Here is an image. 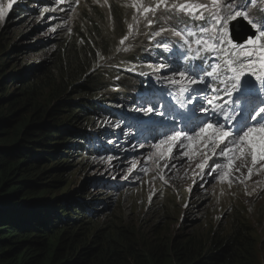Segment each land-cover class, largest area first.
I'll return each instance as SVG.
<instances>
[{
	"label": "rangeland",
	"instance_id": "obj_1",
	"mask_svg": "<svg viewBox=\"0 0 264 264\" xmlns=\"http://www.w3.org/2000/svg\"><path fill=\"white\" fill-rule=\"evenodd\" d=\"M40 1L51 4H46L48 8L38 4ZM137 1L77 0L76 10L73 9L74 12L68 14L62 1L15 0L12 8L0 18V85L3 82L1 76L7 78L4 89L0 87V96L3 90L10 95L21 96L25 90L30 92L33 88L35 93L30 102L34 106L43 107L49 112L63 111L58 114L60 124L68 123L79 130L88 128L84 119H79L78 124L72 125L79 118L76 104L98 98V86L95 84L99 85V81L96 78L89 81L85 73L95 62L103 64L107 60L105 55L119 50L120 41L126 36L132 38L138 28L143 26L144 15L150 13L143 12L142 8L138 10L132 7ZM147 1L152 6L156 3L155 0ZM9 2L10 0H0V7L7 8ZM262 2L264 0H258V4ZM129 8L133 10L131 16L137 18V24L133 20L131 28L125 27L123 22V19L130 18L128 15L121 19L115 16ZM162 10L163 8L157 11ZM167 13L168 16H153L154 24L156 20L172 24V11ZM114 16L115 21L112 20L109 24L108 17ZM178 16L185 18L184 23L188 27H182L184 37L172 35L176 39L174 46L179 41L183 42L189 27L194 31L200 26L196 25L197 21H190L186 14L178 13ZM102 25L99 32V26ZM104 26L110 30L105 32ZM121 35L123 37L120 40ZM186 38L195 40V37ZM103 40L105 41L102 42ZM91 43L98 47V55L95 57L88 54ZM194 44L193 42L192 47ZM129 53L127 57L132 56L134 51ZM147 55L148 51L140 53L136 59L142 62L145 59L139 60L138 57ZM124 62L128 63V60ZM99 72L101 75L110 74L112 69L104 64L100 66ZM102 83L105 84V81ZM26 98L27 95L25 102ZM68 103L73 107L68 108ZM223 121L224 119L220 120L221 123ZM74 142L78 144L77 140L71 143ZM148 146L137 155L141 158L138 163H142L139 171L149 166L143 164L152 156L153 147L151 143ZM176 158L181 156L177 155L171 160L173 162L166 158L162 162L159 160V163H153L152 172L146 175L148 179L145 181L144 178H129L126 163L119 164L114 160L93 161L89 158L79 161L72 159L70 166L73 170L67 174L70 189L83 190L84 194L103 198L112 205L99 221H94L91 232L101 234L99 231L105 232L111 227H116L119 231L123 227L127 228L132 234H128V248L142 253L149 249L165 250V246L174 240L182 244L195 242L205 246L215 239L229 238L239 243L243 249H252V264H264V170L249 177L247 169H244L245 176L236 182L231 181L229 186V181L203 180L197 167V164L203 162L202 159L180 163L174 161ZM166 164H170V167L163 172ZM98 165H108L109 170L115 172L118 181H128L133 184L132 189L138 185L137 188L117 195L102 192L97 195L95 192L99 190L94 191L90 187V180L91 174L97 172ZM208 173L212 175L210 171ZM139 181L144 183L139 185ZM202 184L204 187H200ZM207 184L218 185L207 189ZM108 203L101 204L100 209L104 207V211L109 208Z\"/></svg>",
	"mask_w": 264,
	"mask_h": 264
},
{
	"label": "trees",
	"instance_id": "obj_2",
	"mask_svg": "<svg viewBox=\"0 0 264 264\" xmlns=\"http://www.w3.org/2000/svg\"><path fill=\"white\" fill-rule=\"evenodd\" d=\"M90 45L89 56H97L98 47ZM91 68L85 76L89 81L96 76L99 85L92 84L99 90L103 75ZM1 77L4 89L7 78ZM34 93L33 88L21 96L3 90L0 96V264L253 263L252 249H243L229 238L205 246L174 240L165 250L142 253L128 248L131 230L127 228L91 232L93 223L84 211L86 194L71 190L67 177L73 170L76 144L71 142L79 139L81 131L74 133L68 123H58L63 111L34 106L30 102ZM92 101L76 104L79 118L72 125L87 115Z\"/></svg>",
	"mask_w": 264,
	"mask_h": 264
},
{
	"label": "snow or ice",
	"instance_id": "obj_3",
	"mask_svg": "<svg viewBox=\"0 0 264 264\" xmlns=\"http://www.w3.org/2000/svg\"><path fill=\"white\" fill-rule=\"evenodd\" d=\"M14 2L15 0H10L7 8L0 7V18L6 15ZM132 7L138 10L142 8L143 12L152 15L163 8L165 11L186 14L193 21L203 22L197 31L187 30L186 37H195V40L190 41L185 37L184 50L175 55L177 59L188 62L178 64L172 69L171 75L179 79L168 80L171 85H180L181 96L187 94L185 101L179 102V108L185 109V112L176 114L173 111V118L179 119L185 128L188 124L193 127L187 131L165 134V138L155 145L158 158L172 159L177 155L191 158L199 155L203 162L197 164V167L202 172L206 167L213 173L219 171L221 180L230 177L237 160L243 161L240 167L247 168L249 177L264 170V2L258 4V0H183L180 3H168V0H156L154 6L133 4ZM252 9H257L258 17L252 15ZM151 23L149 20V24ZM243 26L252 31L240 42L236 40V29ZM169 31L172 35L184 37V33L179 30L165 28L156 31L154 35L162 37L163 33ZM127 39V36L124 37L120 43L123 45ZM193 42L198 46L196 56L189 57L187 53L192 50ZM156 47L171 51L168 42L163 40L157 42ZM201 53H216L220 62L211 64L208 68L203 63H192L197 58L201 61L206 59ZM164 67L161 64L155 70L159 71ZM140 75L146 73L141 72ZM207 78H212L211 82ZM209 90L215 95L209 96ZM221 92L227 100L217 103V100H223L219 95ZM194 100L202 102L198 108L194 106L187 109L186 103ZM144 104L146 106L134 110L145 113L156 111L157 104L151 99H146ZM197 111L209 115L201 120L196 116ZM159 115L164 116L165 113L161 111ZM220 116L224 117L225 123L220 122ZM179 149L183 151H174ZM209 151L211 156L208 155ZM217 155L225 158L226 163L213 160L209 166L208 161ZM236 171H240V168H236Z\"/></svg>",
	"mask_w": 264,
	"mask_h": 264
},
{
	"label": "clouds",
	"instance_id": "obj_4",
	"mask_svg": "<svg viewBox=\"0 0 264 264\" xmlns=\"http://www.w3.org/2000/svg\"><path fill=\"white\" fill-rule=\"evenodd\" d=\"M57 2H63L64 3V9H66L68 14H72L74 11H72L73 9L76 10L77 6L74 5V0H54ZM156 1V0H155ZM174 0H168V2H173ZM125 2V1H123ZM50 2L48 1H40L38 4H40L41 6H45L48 7V4ZM51 4V3H50ZM136 4H141L143 6H152L150 4V1L147 0H138L136 2ZM179 12H172L170 16H172L173 22H171L175 28H172L171 25L169 24H165L164 26H168L169 29H176L182 32V27H184L185 23L184 17H180L178 16ZM130 18H125L123 19V22L125 23V27H129V25L133 22V20L135 21V23L137 24V18L135 16H131V14H127ZM153 16L155 17H159V16H168L167 11L162 10L161 12L156 11L155 15L152 14H147L144 15V20L145 22L142 23L141 25L143 26H147L149 23V20L152 21V23L150 24V28L149 31L153 29V24H154V19ZM246 25V24H245ZM124 27V28H125ZM245 27V26H243ZM144 33V32H141ZM155 33H153V36H151V38H154ZM169 35V36H167ZM147 37H149L148 35H146ZM150 38V37H149ZM143 40V38L141 39H136L133 38V46L130 48V43H131V39L125 40V43L122 45H120V49L115 51L114 53L110 52L109 54L105 55V59H107L103 64H93L91 71L95 72L98 75H101L99 72V68L100 66L104 65V64H108V66L111 67L112 69V73L110 74H104L103 78L105 81V84H103L102 87L99 88L98 93H97V99H92L93 101L89 104V106H91L90 110L87 112V115H85L83 117L84 121L86 122V125L88 126V128L84 129V130H80L81 131V135L79 137L78 140V144H75L73 147V159H76L79 150H77L78 146H85V145H93V149L90 151H85V155H88L89 153H91L90 156L86 157L89 159H92L93 161H110V160H114L116 163L122 164L126 162V154L130 155L131 153V157L133 159V161L135 162L137 168L141 166L142 163H138L139 161H141V158L137 157V154L146 146L149 145L148 147H150V143H151V147H153L152 150V156L148 157L143 164H148L149 166L146 167L144 170H149L150 168V173L152 172V168H153V163H159V160H165V159H159L158 158V150L155 148L156 143L162 139L165 138V134H171L173 131H179V130H185L187 131L189 129V124L188 127L185 128L184 124L179 120V119H172L173 116V111H175L176 114H182V112L185 109H180L179 108V102L180 101H185L187 94H185V96H181L180 92H179V88L180 85H171L168 83L169 79H174V77L171 75V73H169V69H173L176 68L177 65L174 62H178V61H173L174 57L170 56V54L166 55L165 58H167V64L164 67V71H163V75H158V72L150 74L152 71H150V61L148 60L147 57H138L139 60L141 59H145L146 62H144L142 64V62H137V60H135L133 63H127L128 64V69L125 70V66H119L118 68H112L114 63H118L122 60H126L127 56H125V53L130 49L134 50V53H132V56L130 58H128L127 60H132L133 58H135L136 56H138L139 52L142 50V48L146 45L149 44L148 42H150V39L148 41H140ZM163 41L168 42L169 44V48L174 47V43L176 42L175 37L172 36V33L169 31L167 32L164 37L162 38ZM180 44H183V42H178ZM156 40L153 41L152 45H150L149 51L152 52L153 54H151V56L156 55V53H158L155 50H158V48L156 47ZM127 49H126V48ZM187 55L189 57H191V51L189 53H187ZM170 56V57H167ZM109 57V58H108ZM183 60V59H182ZM185 61V60H184ZM163 64V63H162ZM164 65V64H163ZM129 69H131V71H129ZM125 70V71H124ZM182 70V69H181ZM146 73V75H140V73ZM127 80H126V78ZM179 79V77L177 78ZM209 80V82H211L212 78H207ZM111 80H112V86H111ZM138 80H140V82L138 83ZM115 82H122L123 85H119L117 87L114 86ZM138 83V84H137ZM139 85L141 87V89H143V91H137L135 92V90L133 89L134 86ZM215 86V85H214ZM131 87V88H129ZM202 87V86H200ZM220 87H223V85H220ZM173 88L176 90V93L178 92L179 95H177V97L181 96V98L179 100L175 99L176 101H174V108L170 107L169 105H167L166 107V111H163L165 113L164 116L159 115V112H161L162 110L160 109V106H164L166 105L167 102V98L165 97V91L167 90L169 92V96H170V89ZM135 92L134 95L132 96L130 93L127 92ZM210 91V90H209ZM223 93V92H222ZM120 99L121 102L118 103L116 106L112 105L114 100ZM227 97H224V99ZM146 99H151L155 104H157L159 107H157L156 111L153 113H145V112H138L137 111V115H134V119H131V115H130V111L129 112H125L123 111V109L119 108V105L122 103H126L127 101L133 100L134 102H132L133 108H138V107H142V106H146L144 104V101ZM160 99H162V101H159ZM227 100V99H225ZM194 100L192 103H186V108L187 109H191L192 107H194L195 104ZM224 100H218L217 103H223ZM168 103V102H167ZM88 106V107H89ZM94 106V107H93ZM169 107V108H168ZM199 107V106H198ZM225 107L227 108V105H225ZM171 108V109H170ZM199 112V111H198ZM172 113V115H171ZM156 115L160 118V122L155 123V126L150 127V123L152 122V116ZM208 115V114H206ZM126 116H128L129 118H127V120L123 121V123L127 126V125H132L133 129H132V136L133 139L136 137L138 139H141L139 141H135L137 143H142L145 144L144 146H139L141 148L140 151H137L135 148L132 149V151L130 153H126V146L123 147V143L121 146H119V150H116V152H114V154L112 155V157H106V156H94V154L92 153L93 151H100V152H106L103 151L99 148V146H106L107 144H111V140L108 139L107 137V131H108V126H111V124H113L116 119H119V121H121L122 119H126ZM108 117H112L110 120H108ZM171 118V119H168ZM219 119V118H218ZM222 119H224V117H222ZM221 120V119H219ZM171 121V122H170ZM225 123V120L223 121ZM101 123V126H98ZM164 123H169L172 127L168 130V132H165V134H162V136H159V140L155 141L154 138L150 139L148 137H146L145 135L148 133H151V131L154 132H158L159 127H161V124ZM229 126V125H228ZM117 129H120L121 134L122 130L121 127L119 126ZM153 132V133H154ZM160 132V130H159ZM116 134V133H115ZM83 135V136H82ZM90 137V139H85L84 136H88ZM140 135V136H139ZM153 135V134H152ZM161 135V134H160ZM142 136V138H140ZM85 139V140H84ZM142 139H145V141L142 142ZM87 140V142H86ZM124 140V139H123ZM154 141L156 142L154 144ZM147 142H149V144H147ZM158 142V143H159ZM125 143V141H124ZM185 143H187V141H185ZM99 145V146H98ZM116 145L117 141H116ZM125 145V144H124ZM115 146H113V151L115 150ZM183 149H179V150H174V151H181ZM112 151V150H111ZM115 154L117 156H115ZM209 156H211V152L209 151L208 153ZM115 156V157H114ZM199 155H197L196 159L194 160H200L202 159ZM221 159L222 157H219L218 155L215 157H212V159H210L208 161L209 166L212 165V161L215 159ZM173 159V158H172ZM172 159H168L169 162H173L171 161ZM179 159V158H176ZM175 161V159H174ZM162 162V161H161ZM239 162H243L240 160H237L235 162V166L232 168L231 171L236 172L235 174H237L240 178L244 177V169H247L245 167H240ZM104 164V163H102ZM250 165V162H249ZM170 167V164H166V166H164L163 168V172H166L168 170V168ZM236 168H240V171H236ZM257 168H259V164L257 165ZM100 169V170H99ZM208 167H206L204 169V171L202 172L200 170L199 172V176H201V178H203V180L206 179L207 182H209L210 180H221L219 177H217L219 175V171L212 173V175L207 174L208 173ZM148 173V174H150ZM255 174V173H254ZM138 178L143 179L144 176H139ZM95 181H101L100 183H97L96 186H98V184H100V187H93V183ZM222 182H226V181H232L230 178L229 179H224L221 180ZM129 182L128 181H118L116 176H115V172L112 170H109V166L108 165H98L97 167V172H96V176L91 178L90 180V186H92L93 190H99L96 191L95 193L97 195H100V193L102 192L103 194H113V195H117L120 192L123 191H127L126 188L128 186ZM130 186L132 187L133 184L130 183ZM86 200L84 201L85 204V213H86V217L87 220H89L90 222H92L94 224V221L91 220V218L93 217V215H95V217H99V216H103L104 213L108 210L111 209L112 205L110 203H108L110 205L109 208H107L106 210L103 211L104 207L102 209L100 204L103 203L104 200L103 198H93L90 195H86ZM96 207V208H95ZM95 208V210H93ZM96 211H100V212H96ZM94 212H96L95 214H93ZM99 216H98V215Z\"/></svg>",
	"mask_w": 264,
	"mask_h": 264
},
{
	"label": "bare ground",
	"instance_id": "obj_5",
	"mask_svg": "<svg viewBox=\"0 0 264 264\" xmlns=\"http://www.w3.org/2000/svg\"><path fill=\"white\" fill-rule=\"evenodd\" d=\"M173 2H176L175 0L173 1ZM168 3H172V2H168ZM132 9L131 8H129V9H126L123 13H121L120 14V16H118L117 18L118 19H121V18H123V17H126L127 16V14H131L132 13ZM252 12L254 13V12H256V9H252ZM254 17H258V12H257V15H253ZM115 19V16H114V18L113 17H108V22H109V24H110V22L113 20V21H115L114 20ZM190 21H193V20H191L190 19ZM156 23L155 24H153L152 26H153V29L152 30H150L149 31V28H150V24L148 23V25L146 26H140L139 28H138V30H137V32L136 33H134L133 34V37L132 38H129V39H131V43H132V41H133V38H136V39H141V38H143V40L144 41H148L149 39H150V42H148L149 44H146L143 48H142V50L139 52V54L140 53H144V52H146V51H148V55L146 56L147 58H148V60L150 61V65L152 66V67H150V71H152L153 70V72H151L150 74H153V73H156V72H158V75H160V77H161V75H163V71H164V68L163 69H161V70H159V71H156L155 69L156 68H158L159 67V65H161L162 64V59H164L165 57H166V55H168V54H170V56H172V57H174V60L173 61H178V62H174L176 65H178V64H185V63H187L188 61H184V60H182V59H177L176 58V53H178V52H181V51H173V47L172 48H170L171 49V51H165V50H162V48H158V53H156V55H154L153 57H151L150 56V51H149V48H150V45H152V43H153V41L154 40H156V42H159V41H161L162 40V38L164 37V35L166 34V32L165 33H163V35H162V37H154V38H151V36H153V33H155L156 31H159L161 28H165V29H169L168 28V26H164L165 24H167V23H165V22H160V20H156L155 21ZM194 22V21H193ZM203 22L202 21H197V26H199V25H201ZM245 24H246V22H245ZM169 25H171V27L172 28H175V26L173 25V24H169ZM110 30V28H105V32H108ZM194 31H197L196 30V28H195V30ZM248 31H250V33H251V29L250 28H248L247 26H245V27H238L237 29H236V32H237V35H236V40L237 41H240V40H242L243 41V39L244 38H242L241 36L243 35V34H245V33H248ZM141 32H144V33H141ZM146 35H148L149 37H147ZM122 35L121 36H119V39L121 40L122 39ZM143 40H140V41H143ZM130 48H131V46H129ZM126 48V47H125ZM184 48V47H183ZM127 49V48H126ZM132 51H134V50H132L131 49V52ZM130 52V49L125 53V56H127L128 54H130L129 53ZM175 52V53H174ZM97 55H98V53H97ZM204 56H206V59H204L203 61H201V59H199V58H197V59H194L193 61H192V63H194V64H197V65H200L201 63H203V66L205 67V68H208V66L210 65V64H212L216 59H217V54L216 53H214L213 55H212V57L211 58H209V56H210V54H205ZM131 57V56H130ZM130 57H127L126 59H128V58H130ZM150 57H151V59H150ZM191 57H193V56H191ZM135 60H137L136 59V57L135 58H133L132 60H128V62L131 64V63H133ZM137 62L139 63L140 61H138L137 60ZM144 62H146V60H143L142 61V64L144 63ZM95 64H100L99 62H95ZM165 64V63H164ZM113 67L112 68H118L119 66H125V70L126 69H128V64L127 63H125L124 62V60H122L121 61V63L120 62H118V63H114L113 65H112ZM124 70V71H125ZM209 70H210V68H209ZM95 78H96V76H95ZM178 77H174V79H177ZM97 79V78H96ZM127 80V79H126ZM103 81H104V78H103ZM140 82V80H138V83ZM137 83V84H138ZM119 85H123L122 84V82H115L114 83V86L115 87H117V86H119ZM111 86H112V80H111ZM129 88H131V87H129ZM133 89L135 90V92H137V91H143V89H141V87L139 86V85H137V86H134L133 87ZM135 92H132L131 93V91L129 92H127V93H130L132 96L134 95V93ZM208 95L209 96H212V95H215V93H212L211 91H209L208 92ZM219 95L221 96V97H223V100H225V99H227V98H225L224 99V94L221 92V93H219ZM165 97L166 98H169V92L166 90L165 91ZM159 101H162V99H160ZM174 101H176L175 99L174 100H172V101H170V102H166V105H164L163 107H161L160 106V109L162 110V111H166V107H167V105H170V103H174ZM218 101V100H217ZM216 101V102H217ZM121 102V100L120 99H118L117 98V100H114L113 101V103H112V105H114V106H116L118 103H120ZM132 102H134L133 100H130V101H127L126 103H122V104H120L119 105V108L121 109H123V111H125V112H129L130 111V115H131V119H134V115H137V111H135L134 109H136V108H133V105H134V103L132 104ZM202 101H195V104H194V106L195 107H197L198 108V106H199V104L201 103ZM174 106V105H173ZM205 106H207L206 105V102H205ZM157 107H159L158 105H157ZM175 107V106H174ZM169 108V107H168ZM171 109V108H170ZM185 112V110L182 112V114ZM196 116H198V117H200L201 118V120H203L204 119V117L206 116V113H203V112H196ZM112 117H108L107 119L108 120H110ZM127 118H129L128 116H126V119H122L121 121H119V119H116V121L113 123V124H111V126H108V133L107 134H110V135H112V134H114L115 135V133L117 134L118 132H115L114 133V131L116 130V128H118L119 126L121 127V130H122V133L124 134L123 135V138L125 139V143L123 142V147L124 146H126V153L128 152V153H130L131 151H132V149L133 148H135L137 151H140L141 150V148L139 147V146H144L145 144H139V143H137L136 141H139V140H141V139H138V138H134L133 139V136H132V129H133V127H132V125H125L124 123H123V121H125V120H127ZM168 119H171V118H168ZM172 119H174L173 118V116H172ZM193 119H195V117H193ZM161 120H160V118L158 117V116H156V115H153L152 116V122L150 123V127H148V128H151L152 126H155L154 124L155 123H157V122H160ZM99 125L98 126H101V123H98ZM171 125L169 124V123H164V124H161V127H159V129H158V132L156 131L155 133H153L154 131H151V133H148V134H146L145 136L146 137H148V138H154V140L155 141H158L159 140V136H162V134H165V132H168V130L170 129V128H172V127H170ZM193 127V125L192 124H189V129L190 128H192ZM115 129V130H114ZM159 130H160V132H159ZM111 131H113V132H111ZM77 132H79V129H76V131L74 132V133H77ZM153 134V135H152ZM161 134V135H160ZM83 136V135H82ZM140 136V135H139ZM151 136V137H150ZM80 137V136H79ZM85 137V139H90V137H89V135L88 136H84ZM140 138H142V136L140 137ZM84 139V140H85ZM87 140H86V142H87ZM143 141H145V139H142V142ZM159 142V141H158ZM157 142V143H158ZM156 143V144H157ZM125 144V145H124ZM99 146V145H98ZM113 146H115L114 145V143L113 142H111V144H107L106 146H99V148L101 149V150H103V151H106L107 152V154H106V157H112V154H108V153H110L111 152V150H113ZM94 147H93V145H90V146H88V145H85V146H78L77 147V150H79V152L80 153H78V155H77V157H76V160L77 161H79V159H81V160H83L84 158H86V157H88V156H90L91 155V153H89L88 155H85V151H90V150H92ZM132 154V153H131ZM128 155V154H126V166H127V172L129 173L130 172V174L128 175L129 176V178H134V177H139V176H144V181L146 180V179H148V176L146 177V175L148 174V173H150V168H149V170H144L143 168L139 171V167L137 168V166H136V164H135V162L133 161V159H132V155ZM148 154V153H147ZM138 155V154H137ZM115 156H117L116 154H115ZM114 156V157H115ZM149 156V155H148ZM196 157L197 156H194V157H191V158H189V156H183V157H181V158H179V159H176L175 160V162H184V163H191V162H193L195 159H196ZM220 157V156H219ZM215 161H217V162H219V163H226V160H225V158H221V159H215ZM243 162H239V165H241ZM133 165H135V167H133ZM236 165V164H235ZM95 167H96V165H94ZM104 166V165H103ZM114 167V166H113ZM176 167H177V165H176ZM246 168V167H245ZM114 169V168H113ZM122 169V168H121ZM100 170V169H99ZM120 170V169H119ZM232 170V169H231ZM113 171V170H112ZM236 172H233V171H231V175H230V179L232 180V181H238L239 179H240V177L237 175V174H235ZM207 174H209V173H207ZM96 176V173H92L91 174V178H93V177H95ZM228 178V179H229ZM120 180V179H119ZM101 181H95L94 182V185H93V187L94 186H96L97 185V183H100ZM216 182H222L221 180H218V181H216ZM144 182H142V181H139L138 182V184L139 185H142ZM218 184H215V185H209L208 186V184H207V189L208 188H210L211 186H215V188H216V186H217ZM227 185V184H226ZM98 186L100 187V184H98ZM97 186V187H98ZM138 186V185H137ZM137 186L134 188V189H132L131 188V186H130V182H129V184H128V186H127V188H126V190L127 191H129V192H132L133 190H135L136 188H137ZM91 188H93L92 186H90ZM200 187H204V184H202ZM213 188V187H212ZM93 191V190H92ZM94 191H95V189H94ZM85 192V191H84ZM105 203H108V201H104L103 203H101V204H105ZM100 204V205H101ZM110 207V206H109ZM96 208V207H95ZM95 208L93 209V210H95ZM94 213H96V212H94ZM75 215V214H74ZM98 215V214H97ZM99 216V215H98ZM100 217L101 216H99V217H95V215H93V217L91 218V220H93V221H99V219H100ZM103 217V216H102ZM74 218V217H73Z\"/></svg>",
	"mask_w": 264,
	"mask_h": 264
},
{
	"label": "water",
	"instance_id": "obj_6",
	"mask_svg": "<svg viewBox=\"0 0 264 264\" xmlns=\"http://www.w3.org/2000/svg\"><path fill=\"white\" fill-rule=\"evenodd\" d=\"M250 34V31H248V33H245V34H243L242 36H243V38L246 36V35H249ZM240 42H242V40H240ZM171 115H172V113H171ZM171 122V121H170ZM155 133V132H154ZM122 135H124V134H122ZM104 153V152H103ZM105 153H107V152H105Z\"/></svg>",
	"mask_w": 264,
	"mask_h": 264
}]
</instances>
